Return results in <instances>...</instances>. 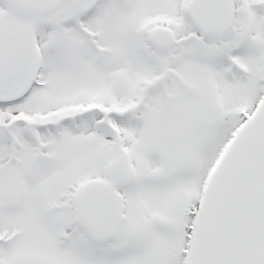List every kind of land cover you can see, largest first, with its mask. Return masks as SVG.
<instances>
[{
    "label": "snow or ice",
    "instance_id": "6c2138e0",
    "mask_svg": "<svg viewBox=\"0 0 264 264\" xmlns=\"http://www.w3.org/2000/svg\"><path fill=\"white\" fill-rule=\"evenodd\" d=\"M0 264H264V0H0Z\"/></svg>",
    "mask_w": 264,
    "mask_h": 264
}]
</instances>
